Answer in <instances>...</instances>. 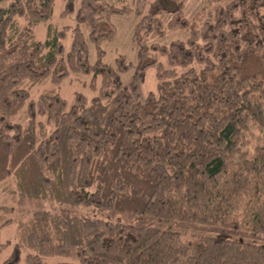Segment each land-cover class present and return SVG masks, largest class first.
I'll list each match as a JSON object with an SVG mask.
<instances>
[{
    "label": "trees",
    "instance_id": "obj_1",
    "mask_svg": "<svg viewBox=\"0 0 264 264\" xmlns=\"http://www.w3.org/2000/svg\"><path fill=\"white\" fill-rule=\"evenodd\" d=\"M2 1V0H0ZM81 0L72 40L55 0L0 7V184L21 195L264 233V0ZM63 15L74 9L66 0ZM141 13L137 63L89 61L115 34L112 14ZM168 28L187 39L148 42ZM47 22L45 38L35 26ZM165 57L166 63L162 61ZM156 67L157 90L144 92ZM134 68V69H133ZM134 70L129 82L122 74ZM92 73L91 99L62 95ZM48 79L35 98L31 89ZM87 81H85L86 83ZM84 83V84H85ZM12 183V184H13ZM0 205V228L13 221ZM3 264H264V243L37 209ZM10 242L1 239L0 253Z\"/></svg>",
    "mask_w": 264,
    "mask_h": 264
},
{
    "label": "rangeland",
    "instance_id": "obj_2",
    "mask_svg": "<svg viewBox=\"0 0 264 264\" xmlns=\"http://www.w3.org/2000/svg\"><path fill=\"white\" fill-rule=\"evenodd\" d=\"M15 0H2L0 7L7 6ZM131 6H135L136 0H125ZM185 1V15L192 19L197 13L203 11H210L215 9V5H204L201 0H184ZM74 9L63 15L66 8V0H55L54 14L52 21L56 22L60 28L66 25L71 26L67 29L64 37V45L66 50L70 49L72 40V26L77 22V12L81 0H74ZM170 14H163L162 19L166 25V32L164 34L152 33L148 36V42H159L167 44L174 39H187L189 30L185 28H168V20ZM141 18V13L133 10L128 14L115 13L111 16V21L115 27V34L112 38L106 39L101 44L103 49L102 54H99L98 49L94 43L89 45V61L94 63L99 57L110 65H116V58L119 55H125L130 61L137 63L138 44L133 39V33L137 23ZM47 22H40L35 26V32L38 37L45 38ZM162 61L166 63L165 57ZM134 69V68H133ZM122 74L124 82H129L132 78L134 70ZM92 73H72L61 84L60 91L67 99L69 104L74 100L76 91H81L91 99L95 93L90 82ZM85 81H87L85 83ZM85 83V84H84ZM156 67L150 66L146 71L145 82L143 85L144 92L157 90ZM51 87V82L46 79L44 82L36 84L31 89V98H36L42 90ZM8 179L3 184H0V205H8L13 208L7 217L13 218V221L6 226L0 228L1 239L4 242H10L0 253V264L10 255L14 244L18 238L20 228L18 222H25L32 217V214L37 209L48 210L53 213H62L69 216H81L89 218H101L110 221L123 222L135 225H145L152 227H159L162 229L178 230L187 234H206L223 238L241 239L255 243H264V233L255 232L251 230L228 228L224 226H215L203 223L183 221L179 219H166L150 215H143L138 213L126 212L121 210L109 209L105 207H97L89 204H78L67 201H57L52 199H42L29 197L19 194L13 190L15 184ZM13 183V184H12ZM26 251H22L21 259L18 264H27L25 262ZM64 256H53L46 258L48 264H58V262L65 260Z\"/></svg>",
    "mask_w": 264,
    "mask_h": 264
}]
</instances>
